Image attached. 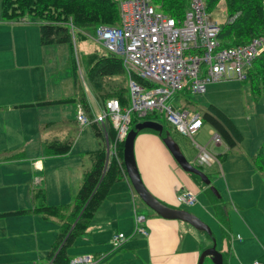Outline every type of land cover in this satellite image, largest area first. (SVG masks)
Segmentation results:
<instances>
[{
	"label": "crops",
	"instance_id": "0c3cea01",
	"mask_svg": "<svg viewBox=\"0 0 264 264\" xmlns=\"http://www.w3.org/2000/svg\"><path fill=\"white\" fill-rule=\"evenodd\" d=\"M40 45L39 39L38 50L35 46L33 49H20L18 42L14 45V52L7 58L0 51V264H52L48 256L62 224L60 220L45 217L34 210L44 199L49 206L72 204L86 173L93 166V163L85 164L79 171L81 161L75 157L70 168L73 170L71 177H62L58 170L64 167L69 170L70 158H73L76 146L82 145V136L73 144L69 154L59 157L49 156L45 146L49 142L60 140L49 138L48 135L37 136L40 134L36 129L37 123L38 127L45 123L41 121L42 111L47 117L49 111L55 112V118L48 117V123L53 124L58 121V110H62L65 122L68 123L71 118L77 121L78 107L82 106L79 102L46 104L72 99L78 91L71 54L73 80L71 89L67 90L68 71L65 69V79L58 76L61 70L58 58L62 49ZM52 50H57V53H52ZM83 71L85 73L84 69ZM86 97L90 108L100 104L92 90L89 98L87 94ZM68 103L74 105V110L69 114L65 108L57 109ZM87 115L90 116L88 113ZM77 123L79 124L78 121ZM92 140L85 143V152L91 155L98 150L96 139ZM260 145L261 143L258 144L259 147ZM213 149L221 151L220 156L230 153L225 158L226 169L225 164H221L224 179H215L206 173L211 176L218 190L215 195L223 198L228 217L226 226L215 214L210 193L202 190L191 175L181 171L179 161L159 135L139 134L134 143V159L144 185L156 199L168 207L197 216L211 228L217 240V249L223 255V264H251L256 261L264 264V173L257 172L253 167L243 168L239 164L244 160L250 161L257 152L253 147L244 150V159V155L241 157L237 155L238 152L230 151L227 145L226 148L215 145ZM213 154L220 158L215 152ZM86 167L89 168L85 169ZM245 174L247 177H243ZM197 188L200 190L197 192L199 195L196 193ZM184 190L197 196L195 205L185 206L191 207V211L182 209L184 205L177 202L178 194ZM40 191H43L44 198L43 193L38 196ZM202 195L204 197L200 199ZM153 212L144 207L141 212L138 210L134 188L126 174L124 180L112 187L91 224V235L85 236L92 237L90 240L96 244L93 246L96 252L69 251L70 255L73 258L82 257L80 253L96 255L99 258L97 264H118L128 261L129 256L136 260V264H199L201 254L213 246L211 237L184 221L164 219ZM136 214L145 218V224L150 217L147 222L148 236H143L146 240L129 241L135 240L136 235L122 245L127 249L120 257H110L117 250L111 245L112 237L117 233H124V228L131 231L127 236H132ZM224 230L231 243L229 252L224 240ZM106 244L107 246H102ZM143 252H146L147 262L140 258V253ZM205 264L213 262L206 259Z\"/></svg>",
	"mask_w": 264,
	"mask_h": 264
},
{
	"label": "trees",
	"instance_id": "16d2710c",
	"mask_svg": "<svg viewBox=\"0 0 264 264\" xmlns=\"http://www.w3.org/2000/svg\"><path fill=\"white\" fill-rule=\"evenodd\" d=\"M153 1L165 14L176 20H181L185 16L192 2V0ZM222 1L226 4L228 18L237 16L233 22L227 21L221 24L222 31L219 40L223 48L246 45L253 39L264 36V0H204L207 12L212 13ZM0 8L3 19L8 22H19L27 18L38 20L40 22V43L43 47L67 45L70 49L72 71L78 91L76 97L46 104L79 102L86 115L90 114L88 118H93L85 88L78 80L77 64L79 63V66H83L85 78L100 105H105L108 100L117 98L122 107H129V89L116 83L118 78L127 77L121 59L110 52L105 55L99 54L97 49L91 54L81 56L79 50V45L88 41L89 36L93 37L99 26L119 24L121 13L117 0H0ZM75 54L78 56V63ZM243 81L249 83L251 93L256 100L262 97L264 94V52L246 70V77ZM202 120L221 136L230 151L243 143V134L234 120L216 105L209 106ZM137 124V121H134V125ZM91 126L99 140L100 149L92 153L93 166L86 173L74 202L70 205L49 206L44 199L41 205L34 210L45 217L56 218L62 224L48 256V260L53 264H71L76 259L70 255V249L79 239L91 235L90 227L96 213L108 198L112 187L126 178L125 142L120 143L118 148L121 165L118 161H114L103 176L106 161L104 139L99 127L95 124ZM141 133L157 134L162 139L167 137L164 127L162 133L153 129L144 130L139 134ZM45 149L49 156H65L72 151L73 143L53 141L47 143ZM219 161L221 163L220 158ZM250 161L257 172L264 173V142ZM197 168L196 172H191L190 175L202 190L210 193L215 206V214L226 226L228 217L225 213L227 210L224 209L223 198L216 196L212 190L211 187L215 186L211 176L201 170V167ZM40 193L43 191H40L38 196ZM225 233L224 230V240L229 252L231 243ZM226 255H224V262ZM96 259L99 260L98 257Z\"/></svg>",
	"mask_w": 264,
	"mask_h": 264
},
{
	"label": "built area",
	"instance_id": "2783aa9c",
	"mask_svg": "<svg viewBox=\"0 0 264 264\" xmlns=\"http://www.w3.org/2000/svg\"><path fill=\"white\" fill-rule=\"evenodd\" d=\"M117 1L121 13L119 24L99 26L93 39L121 59L129 81L130 105L124 108L120 100L114 98L105 105L92 106V119L82 106L77 112L81 126L95 124L102 132L106 151L103 176L114 161L121 165L119 144L126 141L134 121L140 123L159 113L176 132L193 140L202 128L200 117H191L190 111L176 109L167 101L183 91L192 95L205 94L211 83L244 80L246 70L264 52V36L246 45L223 48L219 40L221 25L210 19L204 0H192L181 20L165 14L153 0ZM236 18H228V22ZM212 140L216 145L223 143L217 133ZM196 145L200 150L199 166L220 165L216 155ZM197 201L191 191L184 190L177 196L180 205L193 206ZM136 235L148 236L145 218L138 214L132 236L117 233L111 245L119 249ZM98 261L95 256L86 255L74 259L71 264H97Z\"/></svg>",
	"mask_w": 264,
	"mask_h": 264
},
{
	"label": "rangeland",
	"instance_id": "374dc122",
	"mask_svg": "<svg viewBox=\"0 0 264 264\" xmlns=\"http://www.w3.org/2000/svg\"><path fill=\"white\" fill-rule=\"evenodd\" d=\"M209 17L216 24L221 25L224 22H227L228 15H227V8L225 2L222 1L221 4L212 13H209ZM39 39H40V22L38 20L34 18H27L19 22H8L3 19L2 10L0 8V51H2V54L5 55L6 58L9 57L14 52V45L18 44V42L20 49H24L26 47H30L31 49H33L35 46L38 50L37 45L39 43ZM80 46L79 48H80L81 56L92 53L95 51V49H97L99 51V54L102 55L108 53V51L103 46L98 44L93 39L92 36H89L88 41L81 43ZM54 48L62 49V51L59 52L60 58H58L59 65H61V70L58 73V76L60 75V78L62 77L63 79H65V69L68 71L69 81H68L67 90H69L71 89V84L73 80L72 72H71L69 48L66 45L55 46L53 47V49ZM40 49H43V47H40ZM52 51H53L52 53L54 54L57 53V50H52ZM75 57L78 63V56L76 54ZM77 65L79 69L78 80L80 81L81 84H83V87L85 88L86 94L89 98L91 90L85 78L83 66H79V63ZM116 83L117 85H121L129 89V81L126 76L118 78ZM167 104L172 105L173 107L179 110L185 109L190 111L191 117H195L197 115L200 117V120L202 121V128L199 132H197L193 136V140L176 132L175 129L166 121L165 117L160 115L159 113H157V115H151L148 118L143 119L140 123L145 121H152L162 125L166 129V134H169L172 137V139L176 142V144L180 148L181 153L185 157H187L186 159L188 160V162H190L191 166H193L196 169H198L197 167H200L197 162V157L200 150L199 147L196 145V143L199 146L206 148L207 151H209L211 154L215 152L217 155H219V152H221V151H214L213 147L216 144L213 142L212 139H213V134H215V132L209 124H205L202 120L204 114L208 111L210 105H216L217 107L224 110L234 120L239 130L242 132L244 137L243 143L239 145L236 149L232 150L233 152L234 151L238 152L239 154L237 155L243 157L242 155L244 154L242 153H244V150H250L252 147L255 150V152H258V150L260 149L258 144L260 143L263 144L264 142V94H262L261 98L256 100L251 93L250 86L247 81L232 79V80H222L217 83H211L207 87V92L205 94H199V95L186 94L184 91L179 92L174 94L167 101ZM60 107L61 109L65 108L68 114L74 110V105L72 103L63 104L57 107V109H60ZM53 109L56 110V107H53ZM58 111H59L58 113L60 114V118L58 114V121H56L57 123H53V124H49L48 119L55 118L56 115L55 112L49 111L47 113L49 118L45 115L44 111L41 112L42 115L41 121L45 123H43L42 125L39 124V127L37 123L36 129L40 133L37 134V136L48 135L49 138H53V139L57 138L63 143H65V141L72 142L74 145L76 144V142H78L79 138L82 136L83 139H81L80 142L83 146L82 145L76 146V149L73 153V158H70L71 164L69 166V170L67 171L66 167L58 170V172L61 173L62 177L65 176L66 179H68V176L71 177V173L73 172V170H71L70 168L73 163L72 161L76 159L75 157H77L81 161L79 171L84 168L85 164L89 165L93 163L92 162L93 156L90 153L85 152L86 150L85 143L87 142L88 144L89 140L93 141L92 139H96V148H98V150L100 149V144L92 126L88 125L85 126L84 128H81L80 127L81 124L79 125L74 118H71V120H69V122L66 123L67 121L65 122L66 120L65 114L62 112V110H58ZM134 127L135 125L132 124L131 130ZM44 138H46V136ZM221 145H223V147L226 148L224 142ZM77 154H79V156H75ZM229 154L227 155V158ZM219 157L221 159L220 165L218 163H215L212 164L211 166L201 167V170H203L205 173L211 174L213 177H215V179L216 178L224 179L222 174L223 171L221 164L224 165L226 163V159H225L226 156L219 155ZM244 159H245V155H244ZM247 161L249 160L241 161L239 164L246 169L253 167L251 161L249 162ZM224 166L226 169V164ZM89 167H86L85 169H88ZM180 169L187 175H190L189 173H187V171L184 168L181 167ZM244 172L246 173V171ZM248 174L252 175V173L250 172H248ZM245 176L246 174L243 175V177ZM197 192H200V190L198 189L196 193ZM134 193H135V199L138 204V210L141 212V209H143V207L146 210H149L150 208L140 198V196L135 191V189H134ZM202 197L204 196L202 195L200 199H202ZM182 209H187L190 211L192 210L191 207H185V206H183ZM149 220L150 217L147 218L145 224L146 228H148L147 222ZM133 229H134V224H133ZM122 232H124V234H126L127 236V234H129L131 231L124 228ZM91 238L92 237H83L79 239L76 245L70 249V253L81 252L82 250H86L85 253H95L96 251H94L95 249L93 248V246L94 245L96 246V244L91 243L90 240ZM143 240H146V238L141 235H138L135 240H129V241L140 242ZM102 246H107V244ZM126 249L127 247L123 246L121 249H117L116 251L111 253L110 257L116 256L118 258L122 255V253ZM137 252L139 254V250ZM79 255L86 256L87 254L80 253ZM140 258H142V260L147 262L146 252L140 253ZM127 260L128 261H124V262L121 261L118 264H136V260H134L132 256H129ZM130 261L132 262L129 263Z\"/></svg>",
	"mask_w": 264,
	"mask_h": 264
},
{
	"label": "water",
	"instance_id": "95a60500",
	"mask_svg": "<svg viewBox=\"0 0 264 264\" xmlns=\"http://www.w3.org/2000/svg\"><path fill=\"white\" fill-rule=\"evenodd\" d=\"M149 129L160 131V133H162L163 126L152 121H145L142 123H138L130 131L125 141L124 162L128 177L131 181L133 188L138 193L140 198L144 201V203L160 217L169 220L184 221L192 225L196 229L206 232L211 237L213 241V246L202 253L199 264H205V260L208 257L211 258L213 264H223V255L217 249V240L213 235L211 228L203 220H201L195 215L188 213L187 211L178 210L175 208L168 207L167 205H164L158 199H156L144 185L140 177V174L138 173V169L134 159V143L140 132ZM163 141L170 150V152L173 154V156H175V159L179 161V164L181 165L182 168H184L189 173L196 172V168L191 166V164H189L185 160V157L181 153L180 148L169 134H167V137L163 139ZM211 188L214 191V193H218L216 187L214 188L211 187Z\"/></svg>",
	"mask_w": 264,
	"mask_h": 264
},
{
	"label": "clouds",
	"instance_id": "9594fccd",
	"mask_svg": "<svg viewBox=\"0 0 264 264\" xmlns=\"http://www.w3.org/2000/svg\"><path fill=\"white\" fill-rule=\"evenodd\" d=\"M228 21V20H227ZM216 133V132H215ZM201 167V166H200Z\"/></svg>",
	"mask_w": 264,
	"mask_h": 264
}]
</instances>
